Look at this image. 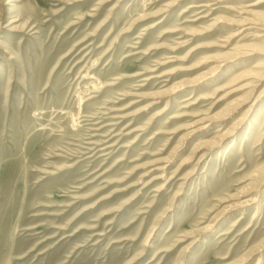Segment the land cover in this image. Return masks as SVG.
I'll return each instance as SVG.
<instances>
[{"label":"rangeland","instance_id":"1","mask_svg":"<svg viewBox=\"0 0 264 264\" xmlns=\"http://www.w3.org/2000/svg\"><path fill=\"white\" fill-rule=\"evenodd\" d=\"M0 264H264V0H0Z\"/></svg>","mask_w":264,"mask_h":264},{"label":"bare ground","instance_id":"2","mask_svg":"<svg viewBox=\"0 0 264 264\" xmlns=\"http://www.w3.org/2000/svg\"><path fill=\"white\" fill-rule=\"evenodd\" d=\"M178 1H182V0H176V2H178ZM204 2V1H203ZM211 2V1H210ZM208 3V2H207ZM195 4V3H194ZM213 4H207V5H204V6H202V7H211ZM254 5V4H253ZM191 7H195V6H191ZM194 9V8H193ZM202 9V8H201ZM192 10V9H191ZM195 10V9H194ZM198 10V9H197ZM212 10V9H211ZM187 13V12H186ZM195 13H197V12H195ZM205 13V12H204ZM210 14L212 13V12H209ZM206 16V15H205ZM220 21V20H219ZM243 22V21H242ZM123 34V33H122ZM263 34V33H262ZM257 37V36H256ZM93 69V68H92ZM90 71H91V69H90ZM91 73V72H90ZM94 84V83H93ZM98 85V84H97ZM96 85V86H97ZM96 88V87H95ZM180 88V86H176L175 87V90L177 89V91H178V89ZM97 91V90H96ZM92 92H94V91H92ZM91 92V93H92ZM91 99V98H90ZM188 101V100H187ZM99 114V113H98ZM100 119V118H99ZM115 120V119H114ZM93 121V120H92ZM113 126H115V125H118V123H114V124H112ZM109 127H110V125H109ZM114 128V127H113ZM226 128V127H225ZM221 130V129H220ZM219 130V131H220ZM114 131V130H113ZM194 131V132H193ZM196 132V130H192V133H195ZM221 132V131H220ZM111 133V132H110ZM98 135V134H97ZM115 137V136H114ZM139 141V140H138ZM102 143V142H101ZM94 146H96V145H94ZM101 146V145H100ZM107 147H110V145L109 146H107ZM112 147V146H111ZM95 149V148H94ZM109 149V148H108ZM207 154H204V155H202L203 157L204 156H206ZM92 158V157H91ZM166 168V165H164V166H162L161 167V169H165ZM158 179V178H157ZM164 181V180H163ZM176 185V184H175ZM12 213V212H11ZM5 239V238H4ZM7 253V252H6ZM5 260V259H4Z\"/></svg>","mask_w":264,"mask_h":264}]
</instances>
